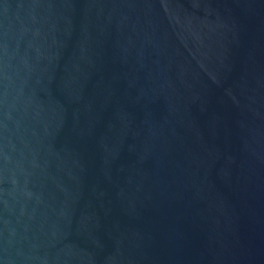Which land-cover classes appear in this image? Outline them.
<instances>
[{"label": "water", "instance_id": "1", "mask_svg": "<svg viewBox=\"0 0 264 264\" xmlns=\"http://www.w3.org/2000/svg\"><path fill=\"white\" fill-rule=\"evenodd\" d=\"M0 264H264V0H0Z\"/></svg>", "mask_w": 264, "mask_h": 264}]
</instances>
